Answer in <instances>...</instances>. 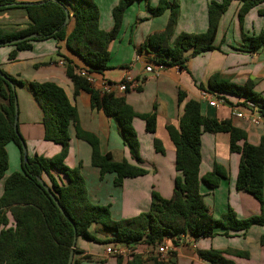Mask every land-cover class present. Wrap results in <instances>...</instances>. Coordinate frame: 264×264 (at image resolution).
<instances>
[{
  "label": "trees",
  "instance_id": "trees-1",
  "mask_svg": "<svg viewBox=\"0 0 264 264\" xmlns=\"http://www.w3.org/2000/svg\"><path fill=\"white\" fill-rule=\"evenodd\" d=\"M140 0H119L112 9V28L109 31L98 27V9L93 0H43L26 3L16 0H0V11L23 9L28 19L24 29L0 28V47L10 41L34 35L30 40L11 45L14 49L8 54V60H15L19 51L30 50L33 42L53 39L77 55L84 64V69L93 74L107 69L109 62V44L116 38L127 7ZM232 0L211 1L207 5V28L201 34L181 33L173 38L178 17V5L167 0H158L151 9L153 16L169 11L165 28L146 39L144 48L153 51L154 63L169 67L186 69L190 57L218 49L214 45L217 27L221 16L226 12ZM239 3L237 12L240 27L245 15L264 0H234ZM65 10L73 18L74 25L67 33L64 25ZM264 14V11L260 12ZM173 38V39H172ZM245 51H255L264 46V31L256 35L241 33ZM190 52L189 55H186ZM46 64V63H45ZM0 264H67L73 238L84 239L96 244H113L131 249L136 245L153 248L179 235H190L194 239L210 238L216 229L223 230L228 236L230 231L247 230L253 225H264L263 202V165L264 144L253 146L247 142L245 131L234 127L230 122H220L201 115L199 103L189 100L184 104L178 127L167 126L166 131L174 146V168L177 173L172 195L163 199L157 193H151L149 210L129 219L114 221L107 206L94 205L87 199V191L78 168H69L64 161L68 154V126L73 124L78 139L86 142L91 150L90 163L99 171V178L114 174L113 184L121 186L126 178H136L147 174L140 166L139 145L132 127L134 118L145 123V130L155 131V113L139 115L133 112L122 98L113 95L101 96L98 91L79 76L72 66H67L65 74L74 85L75 94L83 90L90 95L93 109L101 111L107 117H114L118 122L123 141L129 149L131 159L137 166L126 160L114 161L109 153H101L99 140L91 133L78 127L77 111L67 99L62 88L51 82L26 83L16 80L0 69ZM208 87L199 85L198 89L208 91L225 104L227 96L237 98L236 106L247 108L252 103L257 113L264 118V99L254 91L252 81L237 86L221 74H213L208 80ZM16 87L27 88L42 110L43 139L60 146L58 154L50 159L41 156L23 158L21 138L18 128L14 131V102ZM186 95L178 91L180 104ZM235 106V105H234ZM203 133L229 135V150L240 155L235 189L244 191L260 204V214L244 220L236 218L228 209L218 218H214L203 202L199 190V165L201 162L200 137ZM13 144L20 154L19 170L5 178L8 169L6 147ZM24 144V142H23ZM156 152L163 153L158 140L153 141ZM53 173L55 175H53ZM226 172L214 164L212 170L201 181L209 190L218 187ZM40 178L57 199L63 213L60 212L51 197L38 183ZM91 226H97L111 234L109 240H99L90 234ZM80 253L74 247L73 254ZM199 259L209 264H234L227 260L226 251H197ZM173 253H170V256ZM242 254L235 252L234 256ZM84 256L83 260H89ZM117 264L123 259L117 257ZM73 264H79L73 261ZM125 264H170V260H161L159 256L142 259L132 251Z\"/></svg>",
  "mask_w": 264,
  "mask_h": 264
},
{
  "label": "crops",
  "instance_id": "crops-1",
  "mask_svg": "<svg viewBox=\"0 0 264 264\" xmlns=\"http://www.w3.org/2000/svg\"><path fill=\"white\" fill-rule=\"evenodd\" d=\"M22 3H35L43 0H16ZM119 0H93L98 9V27L109 31L112 28V9ZM169 4L178 5V17L173 38L181 33L201 34L207 28V5L211 1L221 0H167ZM158 0H140L132 3L123 14L120 30L116 38L109 44V62L107 69L95 74L98 80L118 83L129 75L137 83L116 97L122 98L139 115L155 113V131L145 130V123L134 118L132 127L139 145L140 166L146 175L136 178H126L121 186L113 184L114 174H106L99 178V171L90 163L91 150L89 145L78 139L73 124L68 126V154L64 161L69 168H78L90 203L107 206L112 220L118 221L137 216L149 210L151 193L155 192L163 199L172 195L174 179L177 175L174 168L175 151L166 131L167 126L178 127L183 113L184 104L189 101L199 103L202 116L220 122H230L234 127L245 131L247 142L253 146L264 144V118L259 125L251 124L248 111L242 106H236L237 98L227 96L229 104L218 109L210 108L200 99L198 86L208 87V80L213 74H221L237 86H242L250 79L253 91L264 99V46L255 51L241 49V33L256 35L264 31V3L251 9L244 17L242 27L238 21L239 3L232 0L226 12L221 16L214 45L218 49L190 57L186 69L165 66L158 75L145 73L144 68L150 65L156 69L153 51L144 48L146 39L161 32L167 23L169 11L159 16H153L151 9ZM28 19L23 9H8L0 11V28L24 29ZM74 25L69 17L67 33ZM172 38V39H173ZM6 47V48H4ZM0 50V69L16 80L26 83L51 82L62 88L70 104L77 111L78 127L91 133L99 140L101 153H109L114 161L126 160L131 165L137 162L131 159L129 149L125 145L120 126L114 117H107L101 111L93 109L90 95L79 90L75 94L72 81L66 76L67 66H72L75 72L86 71L82 60L66 47L64 42L56 44L53 39L32 43L30 50L16 53L15 60L9 61L8 54L14 49L2 46ZM187 52L186 55H189ZM63 61V65L58 62ZM46 63V64H45ZM1 66H3L1 68ZM94 89V88H93ZM182 90L186 97L179 104L178 91ZM17 128L27 146V155L41 156L50 159L60 151V146L43 139V113L32 93L25 87H16ZM235 105V106H234ZM241 112L243 118L234 117L233 113ZM158 140L163 153L156 152L153 141ZM201 162L199 165V190L203 202L214 218H218L231 209L237 219L244 220L260 214V204L252 195L235 189L240 155L229 150V135L226 133H203L200 137ZM10 145V144H8ZM7 145V146H8ZM13 145V144H12ZM16 149L17 147L14 146ZM7 148V147H6ZM19 152V150L17 149ZM20 156V154H19ZM218 165L226 172V177L220 180L218 187L209 190L201 178ZM53 175H55L53 173ZM264 180V165H263ZM264 202V187H263ZM264 206V204H263ZM91 235L99 240L111 239V234L97 226L89 229ZM166 240L173 255L170 264H209L197 256V251H226L224 257L234 264H264V225H253L247 230L230 231L228 236L223 230L216 229L213 237L194 239L190 235H179ZM75 247L77 254L73 261L79 264H117V257L107 254L105 249L115 247L113 244H96L84 241L82 247ZM96 245V247L93 246ZM126 247V246H125ZM139 254L142 259L156 256V250L146 245H136L128 249ZM238 252L241 256H234ZM84 256L90 259L83 260ZM123 263L130 257H121ZM73 263V262H72Z\"/></svg>",
  "mask_w": 264,
  "mask_h": 264
},
{
  "label": "built area",
  "instance_id": "built-area-1",
  "mask_svg": "<svg viewBox=\"0 0 264 264\" xmlns=\"http://www.w3.org/2000/svg\"><path fill=\"white\" fill-rule=\"evenodd\" d=\"M59 65H63V61L58 62ZM165 65L157 64L156 69H152L150 65H147L144 68L145 73H152L154 75H158ZM79 76L86 79V81L94 88L96 91L99 92L101 96L103 95H118L125 93L130 88H135L137 86V83L134 82V80L129 76H125L121 82L118 83H111L107 82L103 79L98 80L96 75L93 73H89L87 71H82L79 73ZM201 92V91H200ZM200 99L202 102L206 103L207 106L210 108L218 109L219 107H222L225 105V101L222 98H217L215 95L209 93L208 91H202ZM245 108V107H244ZM248 111V120L251 124L259 125L261 122V116L257 113V109L254 104L247 103V108H245ZM234 117L237 118H243L244 114L241 112L233 113ZM156 255L159 256L161 260H168L170 258V253L172 252L171 247L166 245L165 243L157 246L155 248ZM105 252L107 254H112L115 257H130L131 251L128 250L124 246H115V247H108L105 249Z\"/></svg>",
  "mask_w": 264,
  "mask_h": 264
},
{
  "label": "water",
  "instance_id": "water-1",
  "mask_svg": "<svg viewBox=\"0 0 264 264\" xmlns=\"http://www.w3.org/2000/svg\"><path fill=\"white\" fill-rule=\"evenodd\" d=\"M27 5H30L31 3H26ZM69 13L67 10H65V20H64V25H66L69 21ZM34 37V35H27L25 37H22V38H19V39H16V40H13V41H10L6 44V46H11V45H15L17 43H20V42H23V41H27V40H30ZM0 76L2 78H4L0 72ZM17 130V104H16V101L14 102V131L16 132ZM21 143V148H22V153H23V158L24 160H26V157H27V153H26V149H25V146L23 144V142H20ZM38 183L42 186V188L47 192V194L51 197V199L53 200V202L55 203V205L58 207V209L60 210L61 213H63L61 207L59 206L58 204V201L57 199L53 196V194L51 193V191L49 190V188L43 183V181L38 178L37 179ZM75 242H76V238H73V241H72V244H71V250L69 252V256H68V261H67V264H73V249L75 247ZM125 247V246H124Z\"/></svg>",
  "mask_w": 264,
  "mask_h": 264
},
{
  "label": "rangeland",
  "instance_id": "rangeland-1",
  "mask_svg": "<svg viewBox=\"0 0 264 264\" xmlns=\"http://www.w3.org/2000/svg\"><path fill=\"white\" fill-rule=\"evenodd\" d=\"M5 29H13V28H5ZM16 29V28H15ZM8 47V46H7ZM6 48V47H4ZM3 48L0 47V50H2ZM3 66H1L2 68ZM24 142V141H23ZM25 149H26V153H27V146L26 143H24ZM69 148V147H68ZM6 152H7V157H8V169L6 171L5 174V178L8 177L10 174H12L13 172H16L19 170L20 167V156H19V152L17 151V149L14 147V145L10 144L7 146L6 148ZM30 157V156H29ZM2 183H0V188L2 187ZM106 231V230H105ZM107 232V231H106ZM109 233V232H108ZM81 239V238H80ZM82 240V239H81ZM78 241V246L82 247V245H84V241ZM84 240V239H83ZM94 247H96L95 244H93Z\"/></svg>",
  "mask_w": 264,
  "mask_h": 264
}]
</instances>
